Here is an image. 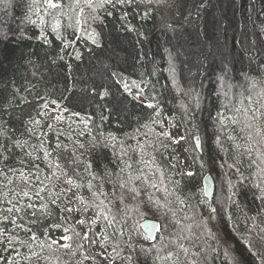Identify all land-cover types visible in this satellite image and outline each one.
Listing matches in <instances>:
<instances>
[{
  "label": "trees",
  "instance_id": "16d2710c",
  "mask_svg": "<svg viewBox=\"0 0 264 264\" xmlns=\"http://www.w3.org/2000/svg\"><path fill=\"white\" fill-rule=\"evenodd\" d=\"M218 1L160 0L147 6L151 9L147 15L144 5L109 8L111 15L104 9L93 13L85 7L77 26L79 8L70 11L68 7L73 0H58L62 9L48 8L45 0H0V125L9 135L19 137L26 126H31L30 119L40 120L49 148L55 146L56 132L62 129L65 135L59 140L70 149H78L76 141L84 143L85 148L78 152L84 153L82 159L94 161L98 175L92 191L87 188L90 177L84 174L81 180L71 168L67 178L82 187L69 190L60 172L58 179L44 180V185L29 186L11 177L13 183L5 187L7 181L0 178V209L11 206L3 194L13 198L10 189L14 188L29 190L31 195V201L15 196L17 206L31 202L39 208L46 203L52 213L38 212L34 217L33 209H25L15 215L16 224L0 221V264H94L92 259L83 260V255L94 256L95 264H108L100 247L104 231L112 237L107 243L108 254L118 243L120 258L115 261L127 264L124 257L128 254L133 255V264H171L163 257L177 251L181 243L190 249L188 259L196 264H261L264 202L255 198L256 189L247 181L246 186H240L236 169L228 165L239 160L236 166L248 176L255 166L249 168L245 149L262 150L264 146V0H220L225 1L223 8L216 5ZM93 15L96 20L91 19ZM210 16L212 25H208ZM54 17L60 21L59 36L52 30ZM88 33H98V45L86 38ZM133 81L143 89L139 99L135 98L139 89ZM125 82L132 94L124 90ZM149 103L154 108H148ZM253 112L255 117L249 119ZM56 116L63 119L57 122ZM82 118L88 123L87 129ZM167 122L182 126V141L195 163L194 171L203 170L215 178L213 201L206 198L200 176L192 172L189 177L179 171L173 129ZM48 124L54 128L49 129ZM163 132L170 133L171 139L159 135ZM249 135H253L251 143L246 139ZM111 136L116 137L115 141L109 139L115 147L105 148L103 140ZM197 136L199 149L195 147ZM23 138L35 142L27 132ZM93 138H97L99 148L92 147ZM125 151L127 155H122ZM121 158L132 167L124 168L119 163ZM14 167L17 177L21 169L28 173L27 166ZM41 167V179L51 176L50 169L44 164ZM105 167L112 172L111 177L104 175ZM82 169L83 165L77 170ZM137 176L140 179H135ZM229 180L239 188L235 197L238 206L227 199L233 191ZM153 183L157 187H152ZM41 186L46 190L37 198L34 193ZM93 191L98 197H93ZM101 191L103 195H99ZM165 197L167 208L153 203L159 200L164 204ZM134 202L143 208L133 211ZM214 205L216 211L212 212ZM65 208L73 210L67 212ZM89 208L95 210L96 217L100 212L114 216L115 228L122 229L124 235L117 232L113 236L114 228L107 227L103 216L99 218L100 232L93 224H85L92 231L82 229L77 221ZM165 214L176 223L174 231L164 227ZM147 219L161 224L154 243L141 227ZM33 220L39 223L33 224ZM29 228L40 240L49 242L55 239L63 243L62 236H73L75 255L53 246L45 248L39 259L27 260L29 247L22 241L40 251L29 239ZM75 232L100 238L94 245L85 243L87 251L82 253L76 248L81 241ZM10 237L14 238L11 244ZM181 260L187 264L183 254Z\"/></svg>",
  "mask_w": 264,
  "mask_h": 264
},
{
  "label": "snow or ice",
  "instance_id": "6c2138e0",
  "mask_svg": "<svg viewBox=\"0 0 264 264\" xmlns=\"http://www.w3.org/2000/svg\"><path fill=\"white\" fill-rule=\"evenodd\" d=\"M45 3L47 4L48 8L50 9H62L63 5L58 2V0H45ZM160 0H73V3H70L68 5L70 11H75L76 8H79V13H78V18L76 20V25H80V19L79 16L84 13V8L87 7L92 10L93 13H95L98 9H104L105 11H108L109 8H115L117 6H128L131 7L133 4L135 5H144L145 8L143 9L144 13L147 15L150 13L151 9L148 8V5L152 4H159ZM83 5V6H81ZM108 15H111V11H108ZM127 13H124V16H126ZM55 19V24L53 25V31L57 32V35L59 36L58 30L61 27L59 19ZM91 19L96 20V16H92ZM77 30H79V27H77ZM98 33H88L87 34V39H90L93 44L98 45V39H97ZM45 42H47L45 38ZM76 58L79 59L80 55L77 53ZM133 86L139 89V92L136 94L137 99L140 98V93L143 92V89L140 88L139 84H137L135 81L132 82ZM124 90L126 92H129V94H132L128 83L123 84ZM103 95H107V92H105ZM154 98V97H153ZM44 107L46 108L47 105L45 104ZM148 108H154V105L149 103L147 105ZM6 111V109H5ZM46 115V113H45ZM74 115H78L74 113ZM245 115H247V111H245ZM255 117V112H253V116L249 117V119H252ZM103 119V117H101ZM54 119L59 122L63 119L61 116H56ZM82 122L84 123V127L87 129L88 128V123L86 120H83ZM6 123V122H5ZM29 125L31 126H26L24 128V131L20 133L19 137H13L8 134V130L6 128H3V125H0V178H3L4 180L7 181V187L8 185H11L13 183V179L11 177H16L17 179H20L23 181L26 185L31 186L32 184L39 183L40 185H44V180H50L53 177L59 178L58 172L62 173L65 177L66 180L65 182L71 187H76L80 188L83 185L76 183L74 180L68 177V169L71 168L73 172L77 176L83 180L84 174H87L90 179L87 181V188L89 191H92L94 187H96L93 184V181L97 180L98 175L94 171V161L93 160H85L82 159L84 153L78 152V149H84L85 145L82 142L76 141V144H78V149L73 147L70 149L68 144L63 143L62 141L59 140V137L62 135H65L64 131L58 130L56 132L57 135V140L55 143V146L53 148H49L46 146L47 139H46V133H44L41 129V121L40 120H29ZM47 127L49 129H53L54 125L48 124ZM147 127V125H145ZM246 127H250V125H246ZM243 131V129H241ZM24 132H27L29 135L35 137V142L30 143L27 138L24 137ZM81 136L84 135L83 132L80 133ZM159 135H163L164 137H168L171 139L170 133L168 132H163ZM256 135H260V130L257 129ZM67 138L69 140L72 139V136L68 134ZM134 138V137H132ZM109 139L111 141H115L116 137L111 136L110 138H104L103 140V146L105 148L112 147L114 148V144L109 143ZM247 141L251 143L252 141V136H248ZM264 140V137L261 138ZM122 146V142H121ZM92 147L93 148H99L100 143L97 142V138H93L92 141ZM195 147L196 149H199L201 147V142H200V137L197 136L195 137ZM19 150L21 154H17V151ZM141 151H143V148L141 147ZM245 151L249 154V168H252L253 165L255 166V171H252L249 173L248 176H245L243 172L240 171L239 167L236 165L240 164L241 162L239 160L236 161V164H229L228 168L236 169V175L238 177V181L241 187L246 186L245 182L247 181V184L250 185L252 188L256 189V193L253 195L255 196L256 199L261 200L264 202V152H262L259 148H248L245 149ZM255 151V159L252 158V152ZM42 153V155H40ZM55 154V157L53 158ZM122 155H127V152L125 151ZM121 164L124 165V168H131L132 164L128 163V161L123 160L121 158L120 162ZM14 164H19L21 166H27L28 168V173L26 174L22 169L19 170V175L17 177V171L14 167ZM41 164H44L45 167L51 170V176H44L43 179H41V175L44 172V168L41 167ZM83 165L82 171H78L77 169L79 166ZM124 168L121 169V171H124ZM104 175L107 177L112 176V172L108 170L107 167L104 169ZM119 175V174H117ZM187 175L191 177L193 173L191 171L187 172ZM133 177L129 175V181H131ZM135 179H140L139 176L135 177ZM152 187H157L156 184H152ZM229 186L230 188L233 189L231 194L227 197L228 201L231 204H236L238 206V202L235 199V197L239 194V188H237L236 185L232 184L231 180H229ZM120 187L123 188L125 187V184L122 182L120 184ZM46 190V186H41L34 194L37 198H40V193L44 192ZM131 191L136 192L137 195L139 194L135 188H132ZM10 192L13 193V198H9L8 193H4V199L8 205H11L9 207H5L3 209H0V221L2 220H10L12 224H16L17 220L14 218L16 214L24 211L25 209H33L32 215L35 217L37 213H42L47 216H51V212L48 210V205L41 204L39 208L36 207L35 204L33 203H28L26 205H20L17 206V203H14V198L15 196H23L27 197L29 201H31V195L29 190H21V191H16V189L12 188L10 189ZM93 197H98V193L93 191L92 192ZM99 195H103V192H99ZM81 200V203H84L82 197H78ZM53 204L56 203V200L53 199L51 201ZM159 208L164 209L168 207L169 202L167 201V198L165 197V203L161 204L159 200L153 201ZM183 203V201H181ZM100 205L104 204L103 200H100L99 202ZM87 207V205H86ZM99 207V205H97ZM73 209L72 208H65L64 211L71 212ZM264 211V207L261 209ZM212 212H215L216 209L212 208ZM100 216H103V219L107 222V227H113L114 232L113 236L118 232L119 235L122 237L124 235V231L120 228H115L114 226V221L115 217L109 218L108 215H104L103 212H100L97 214V219L100 218ZM23 219V217H21ZM33 224L39 223L38 220H33ZM77 223L81 225H85L87 222L83 219L77 221ZM96 219H93L91 221V224H95ZM53 227H59V225H53ZM27 231L31 232L32 235L30 236V241L36 243V247L40 251H35L32 250L31 244H29L28 241H22L21 243H24L26 246L29 247L30 255L26 257L27 260H32V258H37L39 259L42 255V252L45 248L52 249L53 246H58L59 248H63L68 250L73 256L75 255V251H73V245H72V240L73 236L69 235H64L61 237V240L63 243H61L58 240L52 239L49 241L47 240H40V237L36 234V231L33 229L29 228ZM89 231H92L91 228H89ZM149 231H151V228L149 226ZM2 235V233H0ZM74 236L79 239L81 242L76 245V248L81 250V252H86L87 250L85 249V243L92 244L94 245L96 243V240L100 237H93L88 234V232H85L83 236L79 232H75ZM102 237L101 242H100V247L107 251V243L108 241L112 238L109 234H107L106 231L102 232L100 234ZM147 239V237H145ZM180 239H183L181 237ZM14 238L10 237L8 243L11 244L13 243ZM128 247H132L131 244L129 243ZM177 251L172 252L169 251L166 256L163 257L164 260L171 262V264H185L184 260H181V254H183L185 260L187 261V264H196V261L188 259L189 254H190V249L188 247H185L182 243L177 244ZM120 248V245L117 243L113 246V252L109 254L111 256V259L109 260V264H114L115 260L120 258V251L118 250ZM15 250V249H14ZM135 251V249H133ZM142 251H144L142 249ZM256 254V253H254ZM17 255L19 253L17 252ZM97 255H103V253H97ZM109 255L103 256L104 259H109ZM192 256H195L196 253H191ZM44 259H48V257H44ZM87 259H92L94 264H95V257L94 256H89V255H83V260ZM124 259L127 260L128 264H133V255L128 254L127 256L124 257ZM157 259H160L159 255L157 256ZM261 264H264V255L260 257ZM78 264H82V261L78 262Z\"/></svg>",
  "mask_w": 264,
  "mask_h": 264
},
{
  "label": "rangeland",
  "instance_id": "374dc122",
  "mask_svg": "<svg viewBox=\"0 0 264 264\" xmlns=\"http://www.w3.org/2000/svg\"><path fill=\"white\" fill-rule=\"evenodd\" d=\"M224 2L225 1H218L216 3V5L220 8H223L224 7ZM212 11H214V9H212ZM209 14H210V11H209ZM213 17L210 16V18L208 19V25H212V21L210 19H212ZM212 33V32H211ZM216 33H219V32H216ZM216 33L214 34L216 36ZM213 34V33H212ZM214 36V37H215ZM219 46V45H218ZM168 124V127L173 129V135H174V139H175V148H176V153L175 155H177V157H179V160H180V164H179V171L180 172H195V167H194V161L193 159L189 156L188 154V147H187V144L185 142H183V137H184V130L182 128L181 125H179L177 123V125L174 127L172 126L169 122H167ZM253 137V135H250ZM262 152L264 151V146L262 147ZM198 176H200L202 179L203 177L205 176V174L203 173V170H200L198 171V173H196ZM204 174V175H203ZM211 175V174H210ZM214 178V177H213ZM215 180V178H214ZM215 183H216V180H215ZM204 190V189H203ZM216 190H217V183H216ZM196 196H197V192L194 193ZM198 196H200V193L198 194ZM148 202H150L148 200ZM134 205L132 207H134L133 211H137V210H140L141 208H143L142 205H138L137 203H133ZM213 208H215V205L212 206ZM87 214H83L82 215V219L85 220L87 223V225H90L91 224V221L93 219H96V223L94 224V226L96 227V230L97 232H100V229L102 228V225H101V221L99 219H97L96 217V214H95V210L93 208H89L88 211L86 212ZM162 222L164 223V227L168 230V228H170L171 231H174L175 228H176V223L173 222L172 219H170V216L165 214V216L163 217L162 219ZM173 222V223H172ZM87 225H81L80 226L82 227V229H87L89 228V226L87 227ZM174 225V226H173ZM160 229H161V224H160ZM104 255H109L108 252L105 250L103 251ZM111 259V256H109V259H107V262L109 264V260ZM114 264H127L126 262H123V261H115ZM234 264V263H233Z\"/></svg>",
  "mask_w": 264,
  "mask_h": 264
},
{
  "label": "water",
  "instance_id": "95a60500",
  "mask_svg": "<svg viewBox=\"0 0 264 264\" xmlns=\"http://www.w3.org/2000/svg\"><path fill=\"white\" fill-rule=\"evenodd\" d=\"M204 187V194L209 201H213L216 193V183L212 175L207 174L203 177L202 180ZM213 208V207H212ZM149 226L151 231H149ZM142 230L149 238L151 242H156L157 235L160 230V223L153 219H147L142 222Z\"/></svg>",
  "mask_w": 264,
  "mask_h": 264
}]
</instances>
